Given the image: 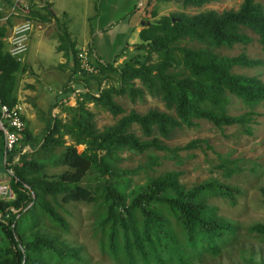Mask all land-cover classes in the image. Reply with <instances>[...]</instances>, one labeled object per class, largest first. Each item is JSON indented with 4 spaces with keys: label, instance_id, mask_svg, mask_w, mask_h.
I'll list each match as a JSON object with an SVG mask.
<instances>
[{
    "label": "trees",
    "instance_id": "trees-1",
    "mask_svg": "<svg viewBox=\"0 0 264 264\" xmlns=\"http://www.w3.org/2000/svg\"><path fill=\"white\" fill-rule=\"evenodd\" d=\"M179 1L182 5L199 6L210 0ZM153 4L152 0H142L139 5L142 18L148 22L141 25L136 40L122 39L109 61L101 60L91 40L88 41V62L94 69L90 72L79 67L77 50L66 28L59 26L56 49L65 57L59 66L68 69L62 91H73L72 80L78 79L73 75L78 70L88 74L110 71L116 81L105 76L106 85L92 88L86 79H80L76 82H82L85 89L77 93L74 104L67 103L65 96L49 105L39 147L48 150L56 144L62 149L52 161L49 157L27 159L22 153L13 164L14 177H9L8 182L14 196L0 199V264H65L75 256L73 250L57 247L42 237L30 236L21 245L15 237L14 233L20 232L19 214L25 208H30L34 219L39 214L42 221L64 228L56 210L48 205L46 195L91 201L92 234L99 248L120 264H191L192 256L199 252L215 254L234 235L235 225L217 214L216 206L208 203L207 198L220 195L233 203L239 193L236 187L211 178L185 188L178 181L180 170L167 171L129 186L126 173L133 170L113 169L110 154L119 147H127L138 152L148 148L167 150L177 156L178 149L193 146L194 140L169 147L162 138H168L176 128L190 125L194 119L202 118L215 126L244 125L253 106L264 101V82L255 75L233 72L232 67L248 66L257 60L242 51L228 55L216 49L234 43L246 44L252 39L246 33L250 30L256 34L264 53V5L241 0L235 9L172 12L149 20L154 14ZM39 5L43 11L31 10L30 16L58 24L50 4L41 1ZM9 26L0 21V103L11 106L17 101L15 71L23 66L6 52L1 39ZM181 39L196 45L178 44ZM124 50L134 52L128 59L114 63L115 56ZM135 79L142 87L134 84ZM143 91L159 97L168 111L148 108L139 113L130 109L112 125L98 130L92 112L84 105L93 102L118 114L123 109L114 95L125 93L133 99ZM231 97L246 106V111L228 113ZM57 104L67 114L66 118L50 113ZM133 124L142 138L134 133ZM64 134L72 143H64ZM28 138L24 126L18 142L27 143ZM1 144L0 132V148ZM75 144H82V150L77 151ZM48 162L67 168L46 178L39 168ZM90 168L99 170L101 177H108L97 178L92 187L78 184ZM32 170L36 174L27 178L25 173ZM249 229L264 234V224L255 223Z\"/></svg>",
    "mask_w": 264,
    "mask_h": 264
},
{
    "label": "rangeland",
    "instance_id": "rangeland-1",
    "mask_svg": "<svg viewBox=\"0 0 264 264\" xmlns=\"http://www.w3.org/2000/svg\"><path fill=\"white\" fill-rule=\"evenodd\" d=\"M41 1L0 0V21L9 26L24 18L33 19L30 16V11H43L39 5ZM152 1L154 2L152 7L154 14L149 16V20H154L162 14L172 12L194 13L209 8L217 11L227 8L235 9L241 0H210L199 6L182 5L179 0ZM254 1L264 5V0ZM71 21L70 28L79 27L80 23L77 18ZM34 24L36 28L37 22L34 21ZM44 25V23L41 24L42 29ZM51 31H53L52 25L47 26L45 34L51 36L54 34ZM246 33L252 37L246 44L234 43L229 47L221 46L216 51L228 55L242 51L247 57L256 59L257 62L248 66L235 65L232 67V71L255 75L264 82V53L257 41L256 34L250 30H246ZM45 41L48 44L46 47L50 51L47 59L49 62L54 61L57 53L53 51V45L49 38L45 37ZM178 44L196 45L186 39L179 40ZM133 52L124 50L117 61L121 62L123 59H128ZM33 62L35 65L31 64V68L27 71L32 77L29 80L31 82L20 83L21 72L15 73L16 89L21 84L20 89L23 90H19L22 98L19 102L23 104V119L29 134L27 143L21 144V142H18V148L27 145L25 150L20 153L19 158L24 153L23 155L27 159L34 160L49 157V160L52 161L53 156L60 152L62 146L54 144L48 150L39 147L40 136L49 116V105L53 101L58 102L59 99L65 96H67V103L74 104L77 93L85 89L84 85L81 84L82 82L80 84L76 82L80 79H86L92 88L106 85L105 76L113 81H116V79L110 71L107 74L97 72L88 74L86 72L89 71L78 70L73 75L78 78L72 80L73 91L67 93L62 91L61 85L68 74L66 67L57 64L46 67L43 66L45 62L42 63L40 60ZM32 67L34 70H32ZM34 71L37 72V76L32 75ZM134 84L142 87L136 79ZM113 98L122 107V113L113 114L98 104L89 101L84 102L85 107L92 112L93 122L98 130H101L104 126L112 125L123 113H127L130 109L139 113L145 112L148 108L168 111L159 97L150 95L146 91L133 99L125 93L114 95ZM246 109V106L235 97H231L227 105V111L231 114H239L246 111ZM50 113H56L62 119L67 117L65 111H62L61 106L58 104L52 107ZM249 117L250 119L244 125L233 123L215 126L209 121L199 118L194 119L188 126L183 125L176 128L168 138H162L169 147L181 146L189 140H194L193 146L178 149L176 151L177 156H173L167 150L148 148L138 152L127 147H119L110 154V164L113 169L118 172L123 169L133 170L132 172H124L129 177V186L162 175L167 171L180 170L178 181L185 188L211 178L237 188L239 193L235 195V202L233 203H230L228 198L220 195H211L207 198L208 203L216 206L217 214L235 225L234 235L229 243L221 246L215 254L199 252V254L192 256L191 264H264V234L249 229L252 224H264V101L253 106ZM131 128L140 138L143 137L136 124H133ZM62 138L65 144L72 143L68 135L64 134ZM75 148L77 151H81L83 145L75 144ZM66 168L65 165H55L48 162L46 165L41 166L39 171L46 178H50ZM35 174V170L25 173L27 178ZM1 176L7 177V173L0 148ZM107 177V175L101 177L99 170L90 168L84 173L78 184L92 187L97 178L100 180ZM45 198L48 205L56 210L58 216L64 222V228L54 226L52 222L42 221L39 214L34 219L30 208H25V211L18 213L20 216V232L19 234L14 233L20 245L26 238L38 236L47 239L57 247L75 252V256L65 264H120L99 248L96 238L92 234L94 221L91 213L93 207L91 201L81 199L75 201L63 200L59 194L55 198L50 195H46Z\"/></svg>",
    "mask_w": 264,
    "mask_h": 264
},
{
    "label": "crops",
    "instance_id": "crops-1",
    "mask_svg": "<svg viewBox=\"0 0 264 264\" xmlns=\"http://www.w3.org/2000/svg\"><path fill=\"white\" fill-rule=\"evenodd\" d=\"M47 1L50 7H54V15L58 20V24L53 20L38 21L33 20V28L29 34L27 49L23 55L20 63L23 66L22 70H16L15 73L21 72L22 77L19 82H31L32 79L27 73L31 68V64L35 65L33 61H41L43 66H52L65 61V57L61 50L56 49L60 34L59 26H64L69 34L70 40L73 42V47L76 50L85 49L87 51V43L91 40V46L97 56L103 61H109L113 58V52L118 48V43L124 38L129 42L137 39V32L144 20L142 18V11L140 3L142 0H42ZM137 5L139 7H137ZM79 20V27L70 28L72 19ZM31 19V18H30ZM34 21L37 22L35 28ZM44 23L43 30L41 24ZM53 27L51 36H47V26ZM35 30V31H34ZM45 37L49 38L53 45V51L57 54L54 61H48L49 50ZM42 47V48H41ZM46 48V50H44ZM122 54L115 56L114 63H117ZM117 61V62H116ZM25 67V69H24ZM64 67V66H62ZM32 70L33 67H32ZM15 74V75H16ZM33 76H37L34 71ZM19 84L16 89V99L21 100ZM2 178L0 180H5Z\"/></svg>",
    "mask_w": 264,
    "mask_h": 264
},
{
    "label": "built area",
    "instance_id": "built-area-1",
    "mask_svg": "<svg viewBox=\"0 0 264 264\" xmlns=\"http://www.w3.org/2000/svg\"><path fill=\"white\" fill-rule=\"evenodd\" d=\"M33 28V20L24 18L12 23L5 35L1 37L5 44L6 52L13 58L21 61L27 49L28 37ZM76 59L79 67L94 71L88 62V55L85 49L76 51ZM73 85V84H72ZM25 126L23 119V104L16 101L13 105L8 106L0 103V132L2 137L1 153L2 160L7 173L5 180H0V199H12L14 193L8 182L9 177H14L12 165L19 158L20 153L25 150L26 146L18 148V137ZM17 147V149H16ZM25 187L27 185L23 184Z\"/></svg>",
    "mask_w": 264,
    "mask_h": 264
},
{
    "label": "water",
    "instance_id": "water-1",
    "mask_svg": "<svg viewBox=\"0 0 264 264\" xmlns=\"http://www.w3.org/2000/svg\"><path fill=\"white\" fill-rule=\"evenodd\" d=\"M145 22H148V21H144L143 23H145Z\"/></svg>",
    "mask_w": 264,
    "mask_h": 264
}]
</instances>
